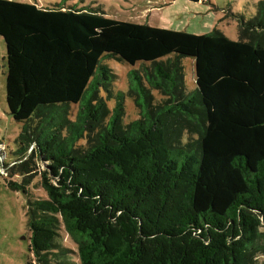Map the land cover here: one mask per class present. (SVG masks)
I'll return each instance as SVG.
<instances>
[{"label":"trees","instance_id":"obj_1","mask_svg":"<svg viewBox=\"0 0 264 264\" xmlns=\"http://www.w3.org/2000/svg\"><path fill=\"white\" fill-rule=\"evenodd\" d=\"M258 15L234 41L123 22L94 8L0 0L7 105L23 124L19 153L34 143L48 163L38 181L4 180L25 213L30 264H257L264 7ZM185 58L195 61V91ZM106 60L133 67L130 91L142 112L128 127L124 93L104 122L98 93L110 94L114 77ZM136 67L166 97L155 111ZM72 106L80 108L75 120ZM61 231L75 251L62 247Z\"/></svg>","mask_w":264,"mask_h":264},{"label":"rangeland","instance_id":"obj_2","mask_svg":"<svg viewBox=\"0 0 264 264\" xmlns=\"http://www.w3.org/2000/svg\"><path fill=\"white\" fill-rule=\"evenodd\" d=\"M37 4L39 6H77L78 8H94L102 10L107 17L115 20L148 25L155 28H167L183 31L194 35L222 33L229 39L238 41L241 30L246 25L260 19L259 11L263 12L264 0H11ZM259 30V28H256ZM252 36L251 32L247 33ZM248 38V37H246ZM114 76L111 93L100 89L98 101L106 105L105 124L113 115V109L119 93H124V114L122 123L128 127L131 123L141 119V108L138 106L137 93L130 91L129 73L133 69L126 63L116 60L103 62ZM185 80L191 91L196 89L195 61L185 58ZM7 53L5 40L0 36V264H30L34 259L29 250L30 242L26 232V217L21 209V202L17 193L10 190L4 180L9 179L20 183L22 179L39 177L43 170H47V162L39 155L35 144H30L24 155L19 153L18 137L23 124L16 122L9 114L6 98ZM141 75L146 89L152 97L153 110L163 105L166 97L161 92L151 88L146 81L143 69L135 68ZM80 108H70V119L75 120ZM66 135V132L63 134ZM78 147H85L81 141ZM39 175V176H37ZM38 181V179H37ZM37 187V188H36ZM33 187L37 196H43L40 186ZM62 247L76 250L69 236L60 232ZM257 264H264V255L255 258ZM34 264H37L34 262Z\"/></svg>","mask_w":264,"mask_h":264}]
</instances>
